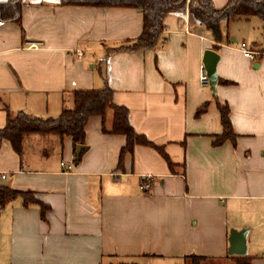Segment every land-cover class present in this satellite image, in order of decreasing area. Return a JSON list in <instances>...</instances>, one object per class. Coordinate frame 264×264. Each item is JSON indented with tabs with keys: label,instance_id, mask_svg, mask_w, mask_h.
Returning <instances> with one entry per match:
<instances>
[{
	"label": "crops",
	"instance_id": "1",
	"mask_svg": "<svg viewBox=\"0 0 264 264\" xmlns=\"http://www.w3.org/2000/svg\"><path fill=\"white\" fill-rule=\"evenodd\" d=\"M210 1L216 9L229 2ZM21 2V24L0 22V131L20 113L56 119L73 108L74 91L108 86L136 132L161 147L175 170L147 146L119 168L126 137L105 134L101 117L87 124L79 165L71 137L25 136L21 154L4 140L0 186L31 192L49 211L42 219L21 196L0 205V264H191L194 256L200 264H236L232 230H249L251 264H264V251L250 253L259 239L251 222L264 212V54L252 60L240 50L246 43L259 51L263 24L246 41L251 19L224 20L217 42L189 12L170 13L155 49L107 57L141 35V11ZM29 41L44 45L29 50ZM209 50L221 58L217 94L199 80ZM218 102L230 108L235 142L215 147L224 130ZM105 122L111 129V112ZM147 177L151 187L142 191Z\"/></svg>",
	"mask_w": 264,
	"mask_h": 264
},
{
	"label": "trees",
	"instance_id": "2",
	"mask_svg": "<svg viewBox=\"0 0 264 264\" xmlns=\"http://www.w3.org/2000/svg\"><path fill=\"white\" fill-rule=\"evenodd\" d=\"M61 5L68 7H95V8H131L142 12L143 29L141 35L124 42L121 46L110 49L108 56L118 52L135 53L152 50L165 30V18L170 13L189 12L196 20L203 23L213 34L217 42L222 41L221 22L224 20H248L258 17L263 20L262 42L258 45L261 54H264V0H229L226 7L216 9L210 0H61ZM21 0H9L0 3V22L21 24ZM219 79L218 85L223 84ZM114 91L108 86L103 89L78 90L73 92L74 106L64 110L56 119L34 118L25 113L15 117L9 116L6 127L0 131V146L4 140L9 141L14 150L22 153L23 140L28 135L58 136L61 139L71 137L75 153L78 146H83L80 156L75 155V163L79 165L82 154L86 150V127L93 117L103 119V132L105 134L124 135L126 144L121 149L119 168H122L124 158L128 153H133L137 146H147L156 149L167 161L172 172L175 164L172 163L164 150L150 141L146 136L136 132L129 119V110L119 106L114 101ZM221 114L223 133L213 141V146L219 147L227 140L235 142V134L230 119V108L227 104L218 102ZM206 105L198 110L200 115ZM113 115L112 128L108 129L105 119L109 113ZM23 197L25 204H37L41 208V217L46 219L49 207L45 206L34 195L15 191L8 187L0 186V205L3 207L17 197ZM236 264H251L250 256H233ZM191 264H200L203 258L191 257Z\"/></svg>",
	"mask_w": 264,
	"mask_h": 264
},
{
	"label": "water",
	"instance_id": "3",
	"mask_svg": "<svg viewBox=\"0 0 264 264\" xmlns=\"http://www.w3.org/2000/svg\"><path fill=\"white\" fill-rule=\"evenodd\" d=\"M220 56L217 52L213 50L206 51L204 54L203 64L204 69L210 81V88L214 94L218 93V64L220 62ZM83 150V146H78L76 150V155L80 156ZM249 230H232L229 238L230 256H247L248 255V238Z\"/></svg>",
	"mask_w": 264,
	"mask_h": 264
},
{
	"label": "built area",
	"instance_id": "4",
	"mask_svg": "<svg viewBox=\"0 0 264 264\" xmlns=\"http://www.w3.org/2000/svg\"><path fill=\"white\" fill-rule=\"evenodd\" d=\"M44 43L43 42H40V41H29L26 43V48L29 49V50H39L43 47ZM240 50L241 52H243V55L246 57V58H249V59H252V60H255L256 57L260 56L261 53L258 52V51H250L248 49V46L246 43H242L241 46H240ZM78 57L81 58L83 56V54L81 52L78 51ZM200 85L202 87H210V81H209V78L207 76V73L204 69V67L201 69V72H200ZM62 167H66L68 171H72L75 169V163L74 162H71L69 164L65 163V162H62L61 163ZM6 176L5 175H2V179H5ZM151 181H152V178L151 177H147L145 179V181L143 182V184L141 185V190L142 191H145V190H148L150 187H151Z\"/></svg>",
	"mask_w": 264,
	"mask_h": 264
},
{
	"label": "rangeland",
	"instance_id": "5",
	"mask_svg": "<svg viewBox=\"0 0 264 264\" xmlns=\"http://www.w3.org/2000/svg\"><path fill=\"white\" fill-rule=\"evenodd\" d=\"M251 20L246 24V21L242 22L246 27H244L245 33H246V41H250L252 37H255L259 34V28L260 24H263V20L261 18H250ZM235 21V20H234ZM232 21V24H240ZM250 34L251 38H249L247 35ZM251 225L255 228L254 233L258 235V245L256 246L255 250H251L250 253L252 255H258L260 256L264 251V212L262 215H260L258 218L253 220L251 222Z\"/></svg>",
	"mask_w": 264,
	"mask_h": 264
}]
</instances>
